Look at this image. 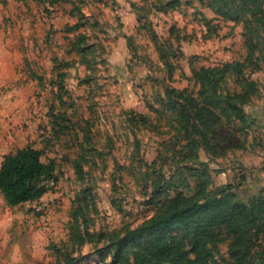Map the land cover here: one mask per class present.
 I'll return each mask as SVG.
<instances>
[{"label": "rangeland", "instance_id": "1", "mask_svg": "<svg viewBox=\"0 0 264 264\" xmlns=\"http://www.w3.org/2000/svg\"><path fill=\"white\" fill-rule=\"evenodd\" d=\"M152 1L0 3V162L29 146L55 163V180L40 200L9 207L0 196V264H64L66 254L76 264L117 263V248L108 245L141 227L173 195H157L156 185L174 176L184 189L194 186L198 178L187 168L199 162L207 164L213 185L231 184L243 200L264 197V162L231 169V179L226 173L233 162L252 159L260 146L258 123L246 121L238 134L232 127L214 131L209 138L221 144L220 155L200 149L188 163L186 140H178L183 134L165 98L168 86L195 92L191 71L201 66L244 60L242 23L215 16L198 0H179L175 8ZM257 27L251 56L257 69H244L259 91L253 101L264 100V30ZM72 42L77 48L70 49ZM55 58L69 63L58 70L66 73L64 104L53 98ZM224 85L239 90L233 80ZM51 105L67 119L55 120ZM129 111L149 115V122H130ZM75 215L81 244L71 239ZM253 233L246 262L264 264V227ZM180 234L154 231L135 240L173 242L193 257V242ZM132 241L124 245L129 255L141 248ZM228 245L221 237L206 242L211 263L233 264Z\"/></svg>", "mask_w": 264, "mask_h": 264}, {"label": "trees", "instance_id": "2", "mask_svg": "<svg viewBox=\"0 0 264 264\" xmlns=\"http://www.w3.org/2000/svg\"><path fill=\"white\" fill-rule=\"evenodd\" d=\"M44 2L45 0H39ZM67 0H48L50 5ZM147 0H141L143 3ZM153 0L150 4L167 8H175L179 0H167L166 2ZM203 6L210 7L215 16L223 17L234 23H242L241 37L248 47L244 60L225 62L212 67L201 66L191 71L193 87L176 89L166 87L165 98L167 104L173 109L178 120V126L182 131V137L178 140H186V162L190 163L198 158V151L206 149L214 155H220L223 151L221 144L211 142L209 135L222 127H232V132H243L246 121L249 125L254 120L246 113L244 107L253 102V96L259 93L257 86L246 75L245 68L257 64L252 61V53L256 47L253 36L257 25L264 30V0H198ZM3 7L7 0H0ZM166 10V9H162ZM139 20V19H138ZM208 22V21H207ZM260 23V24H259ZM77 24L66 26L67 30H73ZM130 40L131 38L128 37ZM72 42L70 49H75ZM83 51L78 46V52ZM175 56V55H174ZM58 65L55 70L67 68L69 63L60 62L55 58ZM66 73L58 71L54 100L64 104L63 82ZM233 80L239 90L231 92L224 87L228 81ZM59 90V91H58ZM224 91V92H223ZM53 105L49 112L55 120H66L65 113H53ZM151 110V107L149 106ZM155 111V110H154ZM130 122L147 123L150 116L134 111H129ZM182 138V139H181ZM185 147V146H184ZM209 149V150H208ZM195 164V163H194ZM189 174L198 178L192 187L184 189L174 176L167 179L163 185H156L157 195L172 190L169 197L158 211L141 227L128 230L124 237L112 241L108 245L109 251L117 248V263L112 264H213L210 253L206 250V242L227 239L229 241L228 253L234 260L233 264H249L246 262L250 245L256 228L264 227V197L248 200L241 199L233 191V185H213L207 164L199 162L194 167L187 168ZM241 169L240 172H243ZM55 180V163L53 160H43V151L32 147H24L14 152L3 155L0 162V196L9 207L22 206L40 200L48 191V184ZM77 230V215L73 217L71 227V239L81 244L83 239ZM177 230L181 237H188L193 242V257L188 252H179L171 242L141 244L135 238L144 233L154 231ZM76 235V236H74ZM89 235V234H88ZM141 239V238H140ZM132 241V246L141 248L131 255L124 249L126 242ZM123 243V244H122ZM125 245V246H124ZM264 249V243L262 245ZM59 252V250H58ZM64 264H76L69 255H64ZM98 264V263H96Z\"/></svg>", "mask_w": 264, "mask_h": 264}, {"label": "crops", "instance_id": "3", "mask_svg": "<svg viewBox=\"0 0 264 264\" xmlns=\"http://www.w3.org/2000/svg\"><path fill=\"white\" fill-rule=\"evenodd\" d=\"M246 113L254 120L255 123H258V142L260 146L264 148V100L258 99L256 101H253L250 106L247 107L245 110ZM260 146L256 147L252 154V159H239L237 162H233L229 167L228 170H226L228 179L232 178L233 171H240L241 169H247L249 166H258L260 167L264 162V150L261 151ZM231 169H234L233 171ZM223 176L225 174L222 173Z\"/></svg>", "mask_w": 264, "mask_h": 264}]
</instances>
